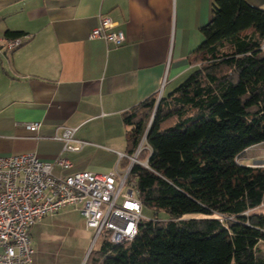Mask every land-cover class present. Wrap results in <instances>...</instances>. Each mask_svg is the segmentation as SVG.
Listing matches in <instances>:
<instances>
[{"label":"trees","instance_id":"obj_1","mask_svg":"<svg viewBox=\"0 0 264 264\" xmlns=\"http://www.w3.org/2000/svg\"><path fill=\"white\" fill-rule=\"evenodd\" d=\"M211 10L189 56L195 68L123 113L126 154L141 143L146 162L133 163L127 180L155 215L140 218L130 241L100 238L84 264H264V166L239 162L264 142V7L213 0ZM25 36L4 32L22 44Z\"/></svg>","mask_w":264,"mask_h":264},{"label":"crops","instance_id":"obj_2","mask_svg":"<svg viewBox=\"0 0 264 264\" xmlns=\"http://www.w3.org/2000/svg\"><path fill=\"white\" fill-rule=\"evenodd\" d=\"M212 1L0 0V42L7 29L29 38L0 52V156L34 152L52 161L60 154L71 162L67 169L53 168L63 175L122 169L123 113L155 92L165 95L195 68L189 56L202 40ZM248 2L264 7V0ZM102 16L114 23L111 30L123 33L121 43L88 37ZM30 122H39V129L28 130ZM65 126L75 127L73 137L83 141L78 150L62 151L63 142L52 139ZM247 149L242 164L264 162V152L249 156ZM258 211L264 212V204ZM43 226L53 233L41 238L54 237L60 248L91 241L78 262L84 263L93 231L76 207H61L34 223L31 245ZM259 246L264 251V243ZM32 248L29 264H58Z\"/></svg>","mask_w":264,"mask_h":264},{"label":"built area","instance_id":"obj_3","mask_svg":"<svg viewBox=\"0 0 264 264\" xmlns=\"http://www.w3.org/2000/svg\"><path fill=\"white\" fill-rule=\"evenodd\" d=\"M113 25L109 17L102 16L88 37L119 44L124 35L111 30ZM22 41L21 37L3 38L0 52L14 50ZM260 48L264 50V36ZM39 126V122L25 124L30 131ZM62 128L52 139L63 142L62 151L78 150L83 141L73 137L75 127ZM140 150L141 143L131 155H119V160L128 161L122 169L115 166L107 172L83 170L66 175L53 172L54 167H71L70 160L60 154L52 161L41 160L34 152L0 156V264H29L33 252L30 227L45 214L67 205L76 207L92 229L90 250L103 236L114 244L133 239L142 205L136 183L127 176L133 163L146 166L138 159ZM249 166H264V162Z\"/></svg>","mask_w":264,"mask_h":264},{"label":"rangeland","instance_id":"obj_4","mask_svg":"<svg viewBox=\"0 0 264 264\" xmlns=\"http://www.w3.org/2000/svg\"><path fill=\"white\" fill-rule=\"evenodd\" d=\"M186 77L187 75L181 78V80L171 90H173L178 84H180ZM166 90L167 91L165 92V94H167L169 89L167 88ZM160 95L159 96L157 95V99L160 97ZM260 152L261 154L264 152V144L258 147H251L247 149V152L245 154L252 156L254 154H259ZM245 160L246 159H244L241 154L239 156V162L242 164V162ZM154 215L155 213L153 210L143 209L142 211V217L151 218ZM156 215L158 216V218H161V219L162 218L164 219L167 217V214L163 211H159ZM197 216H202V215L193 214V213H187L183 215L184 218L197 217ZM42 232L52 234L53 230L50 227L47 228L46 226H43L41 228V231L39 230V233L35 232V238L32 241L33 242L32 246L34 247L35 251L39 253L37 254V256L40 257L42 252H46L47 255L44 254V257H46V259L49 260V262L51 261L53 263L57 262L58 264H78L79 260H82V258L84 257L86 250L88 249L90 242H91L89 241L88 245L84 247L82 243L70 244L72 245L70 246L69 241H68L67 245L64 244V247L60 248L58 245V240H56L54 237L53 238H41L40 233ZM40 258H43V256H41Z\"/></svg>","mask_w":264,"mask_h":264}]
</instances>
